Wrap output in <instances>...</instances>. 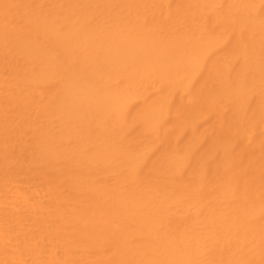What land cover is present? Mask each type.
Segmentation results:
<instances>
[{"label": "bare ground", "instance_id": "obj_1", "mask_svg": "<svg viewBox=\"0 0 264 264\" xmlns=\"http://www.w3.org/2000/svg\"><path fill=\"white\" fill-rule=\"evenodd\" d=\"M0 264H264V0H0Z\"/></svg>", "mask_w": 264, "mask_h": 264}]
</instances>
